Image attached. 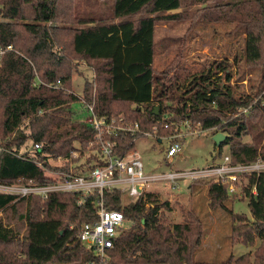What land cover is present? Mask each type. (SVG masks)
<instances>
[{"label": "trees", "instance_id": "trees-1", "mask_svg": "<svg viewBox=\"0 0 264 264\" xmlns=\"http://www.w3.org/2000/svg\"><path fill=\"white\" fill-rule=\"evenodd\" d=\"M200 1L214 2L207 18L233 22L244 34L242 65L264 64V0ZM185 2L114 0L110 16L102 17L78 15L71 0H0V46L13 47L0 61V182L50 183L55 178L47 169L67 170L79 162L73 152L89 145L96 132L75 119V106L80 103L85 111L79 96L91 102L94 87L99 117L123 116L140 124L134 135L120 132L107 137L115 142L118 156L153 127L160 136L179 133L172 118L224 133L226 138L218 147L229 145L234 163L264 161V75L256 91L241 92L237 88L245 75L240 64L238 85L233 87L230 59L193 72L181 67L179 53L167 70L156 73L157 22L181 18ZM77 58L86 59L96 72L94 81L86 79L82 95L73 92V60ZM57 81L58 88L49 86ZM244 108L251 111L245 114ZM165 119L172 124L165 127ZM29 138L42 144V149L22 152ZM51 158H62L63 165L51 164ZM97 160L96 151L93 160L81 166L92 167ZM243 179L251 217L228 206L227 184L207 180V193L211 208H222L232 216L233 236L246 245L260 240L254 251L219 262L197 260L203 227L193 208L184 212V221L171 223L166 217V211L172 210L170 201L158 193L148 191L124 202L123 192L115 189L104 193L105 206L122 211L132 225L108 249L105 264H264V170L240 176L237 189ZM81 197L62 191L45 199L0 192V213H4L0 216V264H60L67 262L61 258L66 254L81 258L82 263L96 262L92 249L79 237L81 225L97 219L96 194L83 201Z\"/></svg>", "mask_w": 264, "mask_h": 264}, {"label": "rangeland", "instance_id": "rangeland-1", "mask_svg": "<svg viewBox=\"0 0 264 264\" xmlns=\"http://www.w3.org/2000/svg\"><path fill=\"white\" fill-rule=\"evenodd\" d=\"M74 12L78 15H96L108 17L111 14V8L114 0H71ZM185 6L180 10L181 18L175 20L161 19L155 27V60L154 67L156 73L161 75L162 71L168 69V65L179 53L181 58V67H187L193 72L207 71L216 61L230 59L232 67V80L230 85H238L237 78L238 64L241 66V72L245 75V80L240 83L238 91L251 92L256 91L261 84L264 75V64L242 65L244 53V34L237 30L233 22L214 21L207 18L208 13H212L211 7L214 2H201L200 0H186ZM203 13L204 16H200ZM52 25H56L53 23ZM60 26L64 23L58 24ZM180 60V59H179ZM88 65V66H86ZM73 92L81 95L86 79L91 78L89 67H93L86 59L73 60ZM81 70V72H78ZM183 69L180 68L179 71ZM174 71L170 70L169 76ZM75 119L83 120L88 114L83 111L80 103L76 104ZM171 117L173 114H170ZM169 115V116H170ZM176 121L177 131L175 134L160 136L159 129H151L152 135H143L135 140L131 149L132 153L141 159L144 170L147 173H163L170 170H190L204 168L222 161L226 154H229V145H225L222 150L216 145L214 135L217 129H200L199 123H186ZM184 123V124H183ZM179 124V126H178ZM181 125V126H180ZM180 128V129H179ZM189 129H191L189 131ZM193 130H197L193 132ZM25 131L30 132L29 127ZM179 134V136H176ZM159 135V136H156ZM174 136V137H173ZM249 136H245V141H250ZM178 141L182 149L170 160L167 156V150L171 143ZM27 145V146H26ZM26 146V147H25ZM35 143L29 138L22 145V152L32 153ZM1 149V147H0ZM96 153L90 145H84L76 153L78 163L92 161ZM63 160L51 158L53 165L62 164ZM70 166H72L70 164ZM199 182L189 179H178L175 182L167 180H153L147 186V191L156 192L161 199L169 200L172 206L171 211H166L167 221L171 223L184 221V212L193 208L202 220L203 236L201 246L195 252V258L207 262H219L227 259L231 255L238 257L246 252L254 251L259 245L257 239L254 245H246L239 236L232 235V226L234 221L232 216L224 209H213L209 206L210 199L207 193V180ZM172 183L178 185L172 188ZM247 180L243 179L236 192L230 194L228 206L235 213H245L251 217V211L248 206V198L245 197L244 187ZM131 197L124 195V202ZM4 213H0V216ZM67 262L60 264H86L82 263L81 258L66 254L61 256ZM71 258V259H69ZM73 259V260H72Z\"/></svg>", "mask_w": 264, "mask_h": 264}, {"label": "built area", "instance_id": "built-area-1", "mask_svg": "<svg viewBox=\"0 0 264 264\" xmlns=\"http://www.w3.org/2000/svg\"><path fill=\"white\" fill-rule=\"evenodd\" d=\"M11 49H13L12 45L0 46V61L5 51ZM89 69L92 74L90 80L94 81L96 72L92 67H89ZM49 86L58 88L60 81ZM79 98L85 105V111L88 114L83 121L91 125L96 132L89 145L96 146L99 158L95 162L97 164H93L92 167H82L83 163H71L72 166L67 170L47 169L48 175L55 178V181L50 183H41L35 179H30L23 184L0 182V192L13 194L16 197L38 195L43 199L53 192H76L82 196V201L88 195L96 194L97 219L84 222L80 227L79 235L82 242L92 249L94 256L97 258L96 262L90 264H105L108 260V249L114 246L120 232L132 225L131 220L122 211L106 208L104 203V193L106 191L112 192L119 189L124 195L137 198L148 192L146 186L150 181L170 180L175 182L178 179H189L191 183L198 180H213L221 184H227L228 192L233 194L237 191L236 182L240 180V176L247 172L264 170V161L262 160L253 163H234L230 155L226 154L221 162L209 167L180 171L170 170L158 174L147 173L144 170L143 162L135 152L132 153L130 149L125 155L118 156L115 151V142L107 139V137L118 135L120 132L134 135L140 131V124L126 121L123 116L118 119L99 117L95 112L96 87H94L91 102L83 95ZM250 111L249 108L243 109L245 114ZM185 123L186 126L191 124L188 121H185ZM170 124L172 122L165 119L164 126L168 127ZM156 129L155 127L154 130ZM194 131L197 132V130ZM142 134L152 135V132L143 131ZM176 136H179V134ZM34 149L41 150L42 144L35 143ZM181 149V143L175 141L168 147L166 156L172 160ZM77 152L75 150L73 154L76 156ZM39 164L42 165V163ZM62 165L63 163L57 164V166ZM177 187L176 183H172L173 189Z\"/></svg>", "mask_w": 264, "mask_h": 264}, {"label": "water", "instance_id": "water-1", "mask_svg": "<svg viewBox=\"0 0 264 264\" xmlns=\"http://www.w3.org/2000/svg\"><path fill=\"white\" fill-rule=\"evenodd\" d=\"M156 109H158V107H156ZM157 113V112H155ZM226 138V135L222 132H217L215 135H214V140H215V143L217 144V146H219Z\"/></svg>", "mask_w": 264, "mask_h": 264}, {"label": "crops", "instance_id": "crops-1", "mask_svg": "<svg viewBox=\"0 0 264 264\" xmlns=\"http://www.w3.org/2000/svg\"><path fill=\"white\" fill-rule=\"evenodd\" d=\"M162 200H164V199H162Z\"/></svg>", "mask_w": 264, "mask_h": 264}]
</instances>
